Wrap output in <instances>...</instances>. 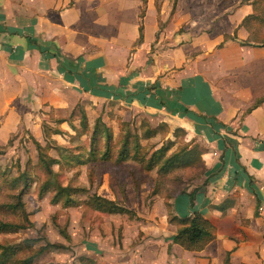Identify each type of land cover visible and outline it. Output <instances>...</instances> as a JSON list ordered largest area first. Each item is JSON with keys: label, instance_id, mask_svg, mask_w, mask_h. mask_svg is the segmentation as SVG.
Wrapping results in <instances>:
<instances>
[{"label": "rangeland", "instance_id": "374dc122", "mask_svg": "<svg viewBox=\"0 0 264 264\" xmlns=\"http://www.w3.org/2000/svg\"><path fill=\"white\" fill-rule=\"evenodd\" d=\"M74 1L49 0L45 4L50 21L64 25L71 40L82 35V40L88 41L87 36L92 32L101 35L98 37L108 38L113 33L115 9L124 7L122 3L125 8L133 7L128 0H82L83 19L77 25L75 10L69 8ZM151 2L158 11L156 17H152L159 28L153 31L152 36L156 38L161 31L170 34L168 23L175 10H179L181 15L192 14L187 30L193 31L196 38L185 49L189 54L184 58L182 50H171L176 45L181 46V42L168 43L165 37L159 43L152 40L143 51H137L135 46L140 44L134 42L129 54L115 58L118 53L112 43L98 41L96 48L83 42L84 51L100 52L89 57H77V63L75 57L64 55L58 51L59 48L48 50L41 45V52H49L45 59L49 66L47 64L43 69L34 64L16 65L13 59H17V55L9 52L13 46L2 43L0 48L5 51H0V225L7 223L22 227L15 231H0V244L17 246L14 254L7 253L4 257L0 254V262L18 264L31 256V264L228 263L165 262L166 256L158 247L159 244L164 245L175 229L177 222L170 217L182 213L198 189L206 190L204 188L212 183L218 187L224 184L219 176L224 172L230 152L226 149L233 145L210 132L212 123L218 128L216 114L226 112L224 116L229 117L238 106L249 111L256 99H252L248 91L238 89L239 84L245 82L246 75L237 74L242 68L252 72V60H242L231 48L220 53L226 34L224 41L211 45L206 35L210 31L211 15L237 9V16L251 13L246 25H239L248 30V37H238L235 30V37L231 39L247 45L248 51L256 50L254 46H264V0ZM138 5L146 11V0H140ZM14 7L17 13L7 5L10 12L7 18L29 13L24 5ZM92 8L97 10L92 12ZM139 14L138 25L142 22L144 27L145 13L141 17ZM5 15L0 5V28L6 25L2 22ZM125 17L123 21H128V13ZM188 17L176 21L174 30H186L185 19ZM21 18L18 21H22ZM53 28L60 29L58 26ZM125 28L122 23L121 32ZM202 46L206 51H202ZM155 50H159L156 55ZM106 51L110 56L114 55L110 65L104 58ZM2 54L8 56V63ZM62 65L67 67L69 74L62 70ZM106 66L110 67L106 73L117 72L112 75L115 81L107 91L103 86L105 81H99L102 78L97 79L96 76L97 69L104 70ZM75 68L82 76L70 74L76 72ZM138 71L142 77H138ZM157 72L163 73L154 78ZM86 77L89 86L82 88ZM82 114H85L84 121ZM60 118L65 120L59 121ZM97 118L101 119L99 129L105 124L112 134L105 157L103 135L97 133L94 143H91ZM56 129L60 131L54 132ZM124 136L129 140V155L118 161L117 154ZM36 142L46 154L57 158L51 166L52 174L39 161ZM135 142H138V153L133 154ZM163 144L169 145L166 155L181 148H194L201 159L193 165L177 166L166 173L158 172L156 165L146 169L145 160ZM91 145L95 158L89 154ZM68 151L83 154L80 156L84 161L67 159L62 153ZM234 167L230 166L227 178L233 177ZM21 172H26L29 186L28 192L23 193L18 201L17 193L25 179L20 176ZM233 178L237 179V176ZM46 180L49 185L43 189L41 185ZM62 185L74 188L70 190V196L75 199L71 204L64 203L63 199L57 203L51 201L55 190ZM191 191L193 195L189 199L186 193ZM94 193L111 198L129 210L121 213L99 210L90 199ZM260 205L257 215L262 211L260 216L263 218L255 221L264 231L263 200ZM236 220L245 225L252 221L250 218ZM238 235L245 237V232ZM222 237L227 242L238 240L235 236ZM26 238L31 240L26 241ZM48 242L59 245L51 246ZM44 244L49 246L41 250Z\"/></svg>", "mask_w": 264, "mask_h": 264}, {"label": "crops", "instance_id": "0c3cea01", "mask_svg": "<svg viewBox=\"0 0 264 264\" xmlns=\"http://www.w3.org/2000/svg\"><path fill=\"white\" fill-rule=\"evenodd\" d=\"M48 1L49 0H0L1 10L6 14L4 16L5 18L2 19V22H5L4 24L6 25L0 28V47L3 45V42L5 45L7 42L13 46L12 50L9 52L10 55H17V59L13 60H16L14 63L18 66L25 67L26 64L30 66L34 64V66L36 65L38 68L45 69L48 64L45 59L49 52L46 50L41 52L39 48L41 45L43 48H49L48 50H57L59 48L58 51L64 55L75 57L74 61L77 63V57H89L93 55L92 53L97 54L100 52L96 50H93V52L84 51L85 46L82 44L83 42H85V44L90 43L91 47L96 48H98V41L109 42L113 44L112 47L118 54L110 56L107 54V51L104 53V58L108 65L113 56L115 58L119 55L125 56L129 54L134 42L140 44L139 47L138 45L135 46L137 47V51L145 50V47H147L152 40H156L155 42L159 43L164 37L166 40H169L167 41L168 43L179 44V42H181V46L176 45L177 47H172L171 50H182L183 58L189 54L185 49L189 48L193 42H195L196 37L193 35V31L190 32V30H187V28L190 27L188 23L190 21L189 19L192 18V14L181 15L179 10L174 11L171 21L168 23L171 28L170 34L161 31L158 38L152 36L154 35L153 31L159 28L156 19L155 21L152 20V17H156L158 11L151 0H146L143 37L140 41H138V14L141 11V6L138 5V2H140V0H128L133 4L131 9L125 8L126 6L123 3L122 5L124 7L121 6L122 8L115 9L113 15L114 24L112 26L113 33L108 38L98 37L101 35L92 32L87 36V39H89L88 41H83L82 35L80 37H74L76 39L71 40L69 35L65 32L64 25L50 21L48 14L45 12V4ZM81 1L82 0H75L72 6H69V8H74L75 10V23L77 25L79 21L83 19ZM8 4L13 7V10L16 9L14 5H24L26 6V11L29 13L23 15L15 14V18H7L10 15V12L7 10ZM92 5L94 6V3H91V6ZM99 7L102 8L100 4ZM95 9L96 8H92V12L97 10ZM238 10L239 9L230 13L224 10L222 13H214L211 15L212 21L209 26L210 31L206 33L207 37L210 38L209 42L211 45H215L222 40L224 41L223 36L225 34L233 35L235 30L237 31L238 37L242 39L248 37V30L239 26L246 14L237 16ZM17 12L18 10H15L14 13ZM126 13H128L129 19L128 21H123V18H126ZM248 13L249 12H247V14ZM19 16H24L25 18ZM184 17H188L185 19L186 27L184 28H186V30H182L181 32L174 30L176 21H182ZM16 18L17 21L14 22ZM20 18L22 21H18ZM122 23L126 27L124 32L120 30ZM11 25L13 26L11 27ZM57 26L60 27V29L57 30L53 28ZM167 26L169 27V25H166V27ZM14 28L17 29V31H14ZM225 40L224 46L220 48L222 49L220 53L224 52L223 50L227 48H231L235 54L240 55L242 60H252L250 63V67L253 69L252 72L245 66L244 68L246 69L242 68L240 70L241 72L237 74L246 75L245 82L243 84L240 83V88L238 89L241 91H248L252 99L264 94V46H254L256 50L248 51L249 47L240 44L237 40L231 38ZM201 49H203L202 51H206L203 46ZM0 51H5V49L2 48ZM19 51H21L22 54ZM157 52H159V50H155L154 54L156 55ZM250 54L253 55L248 56ZM19 55L22 56L20 57ZM2 57L6 63L10 60L6 54H2ZM82 64L84 65V63ZM61 67L65 73L68 71L67 67L63 65ZM109 68V66H106L104 70L98 68L96 72L97 79L102 78V80L99 81H105L106 83L103 85L106 87L105 91L111 88L110 86L113 85L112 81H115L111 77L117 73L115 71L106 73L105 71H108L107 69ZM121 69L123 72L125 71L124 67ZM75 70L76 72L70 74L76 77L82 76V74L77 72L78 68H75ZM136 73L138 77H142L141 71ZM160 73L163 72H157L154 78ZM86 80H88L87 77L84 82L85 86H82V88L89 86ZM244 111L243 108L238 106L229 117L224 116L226 112H219L216 114L218 128L214 123L210 126V132L212 134L214 133L221 137L222 140L227 139L233 145V147H231L228 141L225 142L229 145L226 150L230 152L227 154L224 172L219 176L224 184L218 187L212 183L204 188L206 190L201 191V189H198V191L194 193L196 194L195 197L192 199H190L193 195L192 191L186 193L190 199L186 203L187 208L184 209L182 213L176 214L183 216L193 211L201 212L215 225V237L202 249H186L170 238L176 231L175 226V229L172 230L171 235L166 239L164 245L159 244L158 247V249L160 248V252L166 256L165 262H223L227 252H229L230 255L228 256L227 264H264V231L262 230L261 224L257 226V222L255 221L257 219V221H259V218H263V216H260L262 211L259 212L260 215H257L255 214V210L256 203L259 202L258 208H260L262 200L264 201V100L258 104L252 105L249 111ZM239 113H241L240 116L238 115ZM226 127L231 128V130L226 129ZM249 142H251V144ZM247 143H249V146H247ZM256 143L262 146H256ZM233 162L236 167H234ZM230 166L234 167L232 173L233 177L237 176V179L233 177L227 178V174L230 173ZM218 205H222L224 208L220 209ZM237 218H250L252 221L245 225L241 224L240 220H236ZM241 230L245 232V237H240L238 235V233H242ZM222 236H235L238 240L237 242H227L223 241Z\"/></svg>", "mask_w": 264, "mask_h": 264}, {"label": "trees", "instance_id": "16d2710c", "mask_svg": "<svg viewBox=\"0 0 264 264\" xmlns=\"http://www.w3.org/2000/svg\"><path fill=\"white\" fill-rule=\"evenodd\" d=\"M145 0H143L144 2ZM253 7H254V3ZM144 10L142 9L140 12V17L143 16ZM251 13L246 14L244 18L242 19L243 24L246 25L247 18L249 17ZM249 24V23H247ZM138 31H139V36L138 40H141L143 37V24L142 22L139 23L138 25ZM235 35H225V39L228 38H234ZM257 38V37H256ZM263 42H264V37H263ZM262 100H264V94L261 96L257 97L254 100L253 105L260 103ZM82 121L85 120V114H82ZM65 118H60L59 121H63ZM99 123H101V119L97 118L95 121V125L92 131V138H91V143H94V138L97 133H101L105 139L104 141V152L103 155L104 157L107 156V152L110 149V144H111V139H112V134L110 131V128L104 124L102 129H99ZM85 122H83V125ZM59 129L54 130V132H59ZM125 137V136H124ZM122 138V141L120 142V148L117 154V160H125L128 155H129V147L128 143L129 140L127 137ZM137 146L138 142L134 143V148H133V154L138 153L137 152ZM36 147L38 148V158L39 161L43 164L44 168L46 171L50 174L53 173L52 169V164L57 162V158H54L52 156H49L46 154L43 150L41 145L36 142ZM169 148L168 144H163L160 147H158L156 150H154L151 155L148 157L147 160L144 162V167L146 169L152 168V166L156 165L158 172H169L172 170L174 167L177 166H187V165H193L196 162H198L201 159L200 153H198L194 148H181L179 150L172 151L170 154L166 155V151ZM66 149V147H65ZM93 154V146L91 145L89 148V154ZM62 155L66 157L67 159H74L76 162H83L84 158H82L83 154L80 153H74L68 151L67 153L63 152ZM82 155V156H80ZM93 158H95V154H93ZM20 176L22 177H28L26 176V172H21ZM27 182V183H26ZM28 179H24L23 183L21 185V188L18 190V196L19 199L18 201L21 200L20 197H23V193L28 192ZM49 185V181L46 180L43 182L41 186H43V189H47ZM70 190H74L73 187H69L67 185H62L59 187V190L56 189L54 194L52 195L51 201L53 203H57L63 199L64 203L66 204H71L70 202H74L75 199L70 196ZM91 201H93V206L99 210L106 211L109 213H121V212H127L129 209L126 208L125 206L115 202L113 199L108 198L103 195H99L97 193H94L90 197ZM23 200V199H22ZM220 209H223L224 207L222 205H218ZM259 207V202L256 203V210L255 214H257V208ZM170 220H176V231L173 235L172 240L174 242L179 243L186 249L190 250H199L202 249L210 240H212L215 235H216V227L215 225L208 219L206 218L201 212L199 211H193L190 214L179 216L174 214L172 217H170ZM22 227V225H7V223H4L0 225V231L8 230V231H15L18 228ZM26 241H30V238H26ZM49 245L51 246H57L59 244L55 242H48ZM49 245H42L41 250L46 248V246ZM16 246V245H15ZM5 246L3 244H0V254L2 257H4L5 254L7 253H12L14 254L16 252L17 246ZM228 253L226 254L224 258V262L228 261ZM33 258V257H32ZM32 258L31 256L25 257L21 260V262H17L18 264H31L32 263ZM5 262H0V264H4ZM55 264H60V263H55Z\"/></svg>", "mask_w": 264, "mask_h": 264}]
</instances>
